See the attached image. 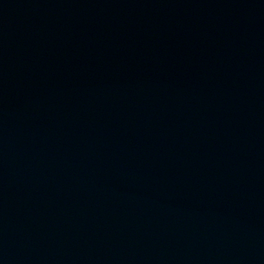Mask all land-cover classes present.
Returning a JSON list of instances; mask_svg holds the SVG:
<instances>
[{
    "label": "water",
    "instance_id": "95a60500",
    "mask_svg": "<svg viewBox=\"0 0 264 264\" xmlns=\"http://www.w3.org/2000/svg\"><path fill=\"white\" fill-rule=\"evenodd\" d=\"M0 264H264V0H0Z\"/></svg>",
    "mask_w": 264,
    "mask_h": 264
}]
</instances>
